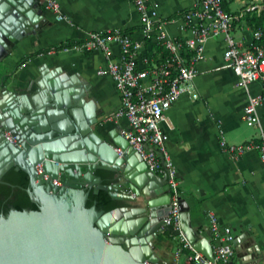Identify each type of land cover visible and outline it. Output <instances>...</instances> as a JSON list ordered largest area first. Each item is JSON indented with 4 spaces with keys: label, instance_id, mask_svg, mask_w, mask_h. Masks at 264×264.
I'll list each match as a JSON object with an SVG mask.
<instances>
[{
    "label": "crops",
    "instance_id": "obj_1",
    "mask_svg": "<svg viewBox=\"0 0 264 264\" xmlns=\"http://www.w3.org/2000/svg\"><path fill=\"white\" fill-rule=\"evenodd\" d=\"M59 1L70 21H58L40 2L42 20L36 31L21 33L0 61V83L6 86L0 87V100L3 104L19 99L41 105L56 93L65 98L67 88H87L86 101L97 99L99 118L107 119L108 128L121 130L128 120L115 117L121 105L118 90L109 75L98 73L107 64L106 54L101 50L67 51L64 47L85 41L93 31L116 27L142 38L139 11L133 0ZM195 1L150 0L158 6L160 17L167 19L192 8ZM239 1L230 3L235 14ZM6 4L4 12L0 8V25L10 27L6 28L10 37L4 36L10 41L14 28L17 33V16L9 0H0V7ZM168 29L175 35L183 33L180 20L170 21ZM233 32L244 42L253 40L254 31L244 16L236 19ZM226 46L224 37L211 38L196 60L198 96L183 94L168 111L164 122L167 147L194 232L212 241L210 215L215 214L236 236L232 264H264V164L258 150L236 157L221 144L223 139L232 144L257 142L261 131L259 125L244 119L248 91L236 85L234 70L225 66ZM119 52V45L114 44L113 56ZM250 91L264 94V81L253 82ZM260 115L264 127V103ZM59 120L70 124L66 117ZM158 252L170 262L185 264L192 249L185 246L180 233L170 236L166 231L159 238Z\"/></svg>",
    "mask_w": 264,
    "mask_h": 264
},
{
    "label": "water",
    "instance_id": "obj_2",
    "mask_svg": "<svg viewBox=\"0 0 264 264\" xmlns=\"http://www.w3.org/2000/svg\"><path fill=\"white\" fill-rule=\"evenodd\" d=\"M9 1L17 33L14 28L8 41L10 27L0 25V61L21 33L35 32L42 20L39 0ZM64 92L65 98L56 93L41 105L0 100V182L13 168L27 172L26 189L38 205L0 214V264H174L158 252L173 207L168 175L152 171L118 128H108L97 99L86 101L89 89ZM101 190L121 204L111 210L88 206L91 192ZM181 201L182 231L214 259L212 241L194 232Z\"/></svg>",
    "mask_w": 264,
    "mask_h": 264
},
{
    "label": "built area",
    "instance_id": "obj_3",
    "mask_svg": "<svg viewBox=\"0 0 264 264\" xmlns=\"http://www.w3.org/2000/svg\"><path fill=\"white\" fill-rule=\"evenodd\" d=\"M39 1L55 14L58 21H70L59 0ZM133 1L140 14L142 38L116 27L93 31L85 41L64 49L101 50L106 54L107 64L98 73L109 75L120 95L121 105L115 117H126L128 120V125L121 128V134L141 153L152 171L168 175L173 207L166 224L178 229L185 246L192 249L185 264H232L236 255V236L232 227L222 224L218 216L210 215L214 259L195 249L181 229L180 184L167 147L168 135L164 122L170 108L183 94L198 96L196 60L203 55L209 39L224 37L227 42L225 66L234 70L236 85L248 91L244 119L250 125H259L261 131L257 142L232 144L223 139L221 144L236 157L252 149L258 150L264 164V127L260 115L264 94L250 91L253 82L264 81V44L257 42L263 30H256L251 42L238 39L233 32L235 21L245 14L227 10L224 0H196L192 8L171 19L160 17L158 6L150 0ZM263 6V0H255L248 9L260 11ZM176 20L181 21L183 30L179 35L172 34L168 29L169 22ZM114 44L120 47L117 56L112 53ZM191 53L193 55L190 57ZM118 151L122 152V149L118 148Z\"/></svg>",
    "mask_w": 264,
    "mask_h": 264
},
{
    "label": "trees",
    "instance_id": "obj_4",
    "mask_svg": "<svg viewBox=\"0 0 264 264\" xmlns=\"http://www.w3.org/2000/svg\"><path fill=\"white\" fill-rule=\"evenodd\" d=\"M234 0H224L225 8L231 11L230 3ZM264 5V0H263ZM246 17L250 27L255 32L259 28L263 30L262 37L257 40L258 43L264 44V6L259 11L255 9L252 13H247ZM99 173H102L99 171ZM111 174H105V183L111 182L109 176ZM4 180L7 182H0V214L2 212L7 213L12 208L17 209H37L38 205L32 201L27 187L29 186V175L23 170H16L15 168L11 169L4 177ZM94 203H97L99 208L105 210H111L114 207L121 204V202L112 199L110 194L101 190L98 194H95L93 191L90 194L87 205L92 206ZM174 226H170L168 233L170 236L177 235L178 231L173 229Z\"/></svg>",
    "mask_w": 264,
    "mask_h": 264
},
{
    "label": "rangeland",
    "instance_id": "obj_5",
    "mask_svg": "<svg viewBox=\"0 0 264 264\" xmlns=\"http://www.w3.org/2000/svg\"><path fill=\"white\" fill-rule=\"evenodd\" d=\"M254 3H255V0H240L238 5H237V3L235 4L236 10H238V11H236L237 14L244 13L246 15L248 12L252 13L255 9L249 10L248 8L253 6ZM244 18L246 19V17H244ZM108 124H109V122H108Z\"/></svg>",
    "mask_w": 264,
    "mask_h": 264
}]
</instances>
